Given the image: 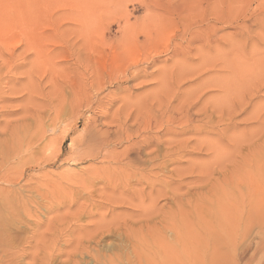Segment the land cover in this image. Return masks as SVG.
<instances>
[{
  "label": "bare ground",
  "instance_id": "6f19581e",
  "mask_svg": "<svg viewBox=\"0 0 264 264\" xmlns=\"http://www.w3.org/2000/svg\"><path fill=\"white\" fill-rule=\"evenodd\" d=\"M121 1L105 0L108 5L101 7V0L83 5L0 0V110L8 99L27 101L17 120L20 125L13 127L0 115V201L18 205L28 215L30 207L49 213L58 206L72 207L75 198L84 196L87 207L93 208L96 190L91 188L103 181L111 194L118 191L120 196L103 199L100 193L99 198L119 204L131 224L149 230L157 220L163 230H173L174 243L161 232L152 235L148 256L143 253L145 264H264V0H141L143 16L133 21L132 11L119 8ZM254 4L259 13L247 15ZM105 16L117 17L119 36L114 40L107 38ZM227 26L234 31L218 36ZM168 29L177 32L166 47L168 56L181 60L156 74L151 102L137 105L134 113L119 107L103 125L101 120L109 115L102 110L104 84L117 83L121 75L124 81L141 77L139 59L158 62ZM104 49L114 58L109 69L102 64ZM192 51L197 62L189 63ZM69 60L70 76L68 67L58 69ZM204 75L201 86L176 106L185 81ZM96 109L102 112L92 113ZM68 112L73 119L70 131L81 125L82 135L71 141L75 153L67 160H96L99 165L76 176L43 175L39 182L23 166L33 171L48 164L46 154L53 155V161L59 158L67 133L56 138L47 133L64 126ZM141 155L148 157L147 163ZM166 165L176 166L174 177L162 174ZM140 182L145 187L135 189ZM18 183L22 188H15ZM202 184L209 186L199 199L193 186L202 189ZM183 188L187 198L176 201L174 196ZM166 198L174 203V211L158 207ZM185 204L189 211L194 209L195 223L186 217L163 219L162 214L184 213ZM84 209L69 218L63 213L59 221L68 218L71 230ZM46 221L45 229L56 230L51 219ZM126 222L116 224L128 228ZM100 224L89 228L100 230ZM111 226L102 224L103 230ZM251 230H257L254 237H249Z\"/></svg>",
  "mask_w": 264,
  "mask_h": 264
},
{
  "label": "rangeland",
  "instance_id": "374dc122",
  "mask_svg": "<svg viewBox=\"0 0 264 264\" xmlns=\"http://www.w3.org/2000/svg\"><path fill=\"white\" fill-rule=\"evenodd\" d=\"M68 1L71 4H79V3L82 4L84 1L87 2V0H68ZM101 1H102L101 7L108 5L105 3V0H101ZM139 1L141 0H127V1L124 0L119 3V8L121 7L124 9V7H126V9L128 8L127 11L129 13L131 11L133 12V13L131 12L132 14L131 21H133L137 16H138L137 19L143 16V11L141 10ZM92 3H96L95 0H92ZM122 5L124 6L122 7ZM259 10L260 7L254 4L248 10L247 15L252 11L259 13ZM105 18L109 21H107ZM108 18L109 16L104 17V20H106L107 23L110 24L106 26L107 24L106 21L104 23L105 27L109 30L108 32L109 35H107V38L109 40H114L115 37L119 36V32H118L119 30L117 25L118 20L117 17L112 18V20ZM69 25L70 22L68 21V26ZM169 30L170 29H168V31ZM171 30L169 32L167 31L168 33L164 35L162 43L158 48L159 51L165 50V53L161 54L163 56L160 55L158 57L157 60L158 62H156L155 64H148L146 63L147 61L141 60V58L139 59V61L142 64L139 62L138 68L143 71V75H141V77L133 81L127 79L124 81L126 77L124 78L121 75L117 83L114 82L107 84L105 83L106 85L104 84V90L101 95L104 104L102 110L107 109V112L109 111L108 114L110 116L107 115L106 118L103 119L104 122H102L101 120V123H104L103 125H105L107 122L108 123L110 122L111 120L110 117L119 107L123 108L125 112L133 111L134 113L137 105L142 103L146 104V101L147 104L148 101L151 102L153 92L155 91L154 87H156L155 83L157 80L155 81V79L158 78V75L156 74L160 72V70L163 68L165 70L173 68V64L181 60L180 57L171 58L168 56L171 52L167 51L166 47L169 43L172 42V40H174L172 34L177 33L176 30L175 32H172ZM233 31L234 30L231 29V26H227V28H223L222 31H220L217 34L218 36L223 37V35L231 34ZM69 35L70 34L68 32V36ZM169 39L170 42H168ZM22 49L23 47H21V50ZM68 57L70 58V52H68ZM196 59L197 56L195 52L192 51L189 56V60H188L189 63H194ZM113 61L114 58L112 56V52L110 51L108 52L107 49L106 50L104 49V53L102 54V64L104 68L106 66V69H109L111 65L113 66L114 65ZM71 64L72 61L69 60L63 64H60L58 69H62V67L65 68L68 67V71H69L70 69L73 68L70 67ZM70 72H72V70L69 71L68 74L69 76L71 74ZM153 75H154L153 77L154 80L152 78ZM206 77L207 76L204 75V76H196L187 79L185 81L186 84H184L180 89V98L175 105L177 106V104L187 99L186 96L192 93L195 89L199 88L206 79ZM41 87H44L46 91L49 90V87H46V85H41ZM208 95L211 94L209 93ZM111 98L113 99L110 100ZM142 101H144L145 103ZM26 103H27L26 99H22V100L8 99V101H6V103L3 104L6 108L0 110L1 111L0 115L2 116L1 120L2 121L4 120L5 122L7 121L9 125L13 127L20 125V122H17V120H19L20 117L23 116V112L27 107ZM105 105H109V106H106L107 107L106 108L104 107ZM201 106H202V102L197 106L196 110L200 109ZM98 110L102 112L101 109H96L92 111V113L98 114L99 112ZM46 114L47 113L45 112L44 116ZM62 121L64 122L63 123L64 126L59 125L58 128H55L53 132L48 131L47 133L48 138L61 137L60 132L67 133V137L65 138L64 144L61 147V153L59 155V158L53 161L52 160L53 155L46 154L47 157L46 160L49 161L48 164L42 165L40 168L34 167L35 169H33V171L30 170L32 166L28 167L29 165L25 166V164L23 166L24 168L25 167L27 168L26 169L27 174L32 175L36 178L38 177L39 182L44 181L43 179H39L42 178L43 175L46 176L48 175L49 177L51 176L53 179L58 177L60 173L76 176L83 174L82 171H84L85 169L91 166L96 167L97 165H99L98 164L99 161L96 160L86 159L82 162L67 160V158H69L72 153L73 154L75 153L73 150L74 147L71 145V141L75 139L78 140L80 138L79 136L82 135L80 131L82 127L81 125H79L78 130L74 132L70 131L73 119L72 116L69 114V112L68 114L65 113V116L63 117ZM5 122L3 123L2 126H5L4 125L6 124ZM141 158L144 162L146 163L148 162L147 161L148 157L146 155H141ZM186 159L187 156L183 158V160ZM185 166L186 164L184 163L181 165V167H185ZM18 167H22V165H19ZM175 168H176L175 165L163 166V168L161 169L162 174L167 177H174L173 170ZM149 169L150 168H148V170ZM94 183H95V187L94 188L92 187L91 190L93 189L96 190L93 196H94V201H96L95 205H97V207H93V208L90 206H89L90 208L87 207L88 202L87 200H85V196L79 199L73 197V199L75 198V200L73 204L74 206L72 207L60 208L58 206L56 207V210L51 211L49 213L44 212L42 209L34 211V209L32 210V207H30L31 215H28L26 213H23L18 205L14 204L13 206L10 205L6 206L3 205V202L0 201V255L1 256L3 254L5 255L2 256L1 264H145L144 261L145 257L143 253H145L148 256L149 253L148 247L151 244L150 241L152 235L156 234V232H161L163 237H165V239L169 241V243H174L173 230L170 229L163 230L160 227L159 222L157 220H156V226L153 227L152 229L150 228L149 230L139 229L138 225L131 224L128 217V213L125 212V209L119 207V204H112L108 201L103 200V199L117 200L118 197L120 196L119 192L117 191L111 194L109 187L103 181H95ZM138 184H139L138 186H135L136 188L134 187L135 189L137 188L140 189L142 187L143 188L145 187L143 182H140ZM66 185L69 187H67ZM202 185H203L202 189H196L193 186L194 195L199 199L201 193L205 192L209 186L207 184H202ZM212 185H215V183H213ZM21 186H23L22 183L21 184L18 183V185L15 186V188L16 189L22 188ZM63 186H66L68 189H73L74 187L70 183L68 184L63 183ZM103 188L105 192H103V190L101 191V189ZM74 190L76 189L74 188ZM20 191H22L21 194L24 196H26L27 194V197L29 196L36 197L34 195H28V193L23 192L24 190H20ZM218 191L219 188L216 189V192ZM164 192H166V190H164ZM100 193H102L101 195L103 199L99 198L98 194L100 195ZM186 193H187V189L183 188L180 190V192L176 194L177 196H174V198L176 199V201L178 200L182 201L183 199L187 198ZM170 199L168 198L160 199L158 201L159 204L158 207L162 206L165 211H174L175 205L173 206L174 203L171 201L172 199L171 200ZM36 200L38 203H43V205L44 204L47 205L46 201L43 200L41 201L40 199L39 201L38 198ZM85 201L87 202V204ZM147 201L146 204H148ZM135 203L137 204L136 201ZM182 203L184 204V202ZM84 205L86 206V209H84L83 214L81 215V217H79L77 222L72 223L71 230L70 229L68 230V218L71 217L72 214L75 213L77 214L79 212V208L82 206L85 207ZM111 206L112 208L114 207L113 212H110V210L112 209ZM182 207L185 209L184 213L180 214L175 212L174 214H169V216L167 215L166 217L162 214L163 219L168 220V218L170 217H174L176 219H180V218L183 219L186 217L187 219H190L191 222L195 223L196 215L194 209L189 211V205L186 204L183 205ZM63 213H68L67 216L68 218L66 221L60 222L59 219L61 216H63L62 215ZM76 218H78V216L75 217V220ZM115 218L117 220H115ZM49 219L52 220L54 224V226L52 227H55L56 230L45 229L48 228L45 222H47L46 220ZM124 220L129 222L128 228L120 227ZM116 221L119 223L120 226L116 224ZM38 223H44V224H42L39 228H37L36 225ZM95 223H101L99 226L101 227L100 230H95L94 227L89 228L91 224H95ZM103 223H111L112 228L110 230H103L102 227ZM160 228L162 230H160ZM181 231L183 232V230ZM256 231L257 230H253V231L251 230L249 232V235L251 233L252 234L249 237H254ZM138 256L142 257L141 260L138 259ZM256 262L257 260H254L252 264H256Z\"/></svg>",
  "mask_w": 264,
  "mask_h": 264
}]
</instances>
